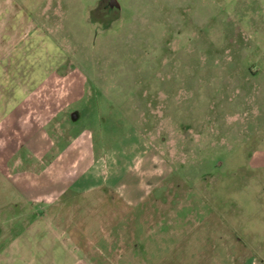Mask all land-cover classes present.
Segmentation results:
<instances>
[{"label":"rangeland","instance_id":"374dc122","mask_svg":"<svg viewBox=\"0 0 264 264\" xmlns=\"http://www.w3.org/2000/svg\"><path fill=\"white\" fill-rule=\"evenodd\" d=\"M110 1L0 0V264H264V0Z\"/></svg>","mask_w":264,"mask_h":264},{"label":"crops","instance_id":"0c3cea01","mask_svg":"<svg viewBox=\"0 0 264 264\" xmlns=\"http://www.w3.org/2000/svg\"><path fill=\"white\" fill-rule=\"evenodd\" d=\"M26 97H27V94L24 97H22V99H25ZM22 114L23 115L25 114V108H22ZM72 119H74V118H72ZM22 122L26 123L25 119H23V117H22ZM57 122H59V121H57ZM67 122L68 121L66 119L64 121V123L67 124ZM33 144H36V141H33L32 145ZM62 156L63 155H58V157L56 159V163L61 162ZM52 161H53V159H52ZM53 175L56 177L55 179H57L56 182H53V183L57 184L58 189L60 188V185L62 187L59 190H57L56 193H54V195H56V196L53 195V198L49 200L48 205L50 203V206H47V209L58 208V206H60L58 201H59V197L62 196L63 192H65L64 194H67L68 192H72V194L75 192H77L78 194L84 193L91 188V187H89L90 185L89 186L87 185V181H88V183L89 182L91 183L92 181H94L93 177L89 176L87 171H81V174H78L76 177L72 174L66 173L65 175L62 176V178L60 177L61 179H64L63 181H58V174L57 175L53 174ZM19 189L22 190V193H23L22 195L24 196V197L23 196L22 197L25 198L24 200L22 199V204H23L22 206L25 207L27 205H31L32 203L36 204V201L39 200L38 197H39V194H41V193H37V190H32L30 188H27V191H26V189L20 188V187H19ZM32 195L35 196L34 199L37 198L36 201H34V202H30L28 200L29 197ZM61 206H63V205H61Z\"/></svg>","mask_w":264,"mask_h":264},{"label":"water","instance_id":"95a60500","mask_svg":"<svg viewBox=\"0 0 264 264\" xmlns=\"http://www.w3.org/2000/svg\"><path fill=\"white\" fill-rule=\"evenodd\" d=\"M111 6H115L116 8H121V5L119 4L118 0H111L110 1Z\"/></svg>","mask_w":264,"mask_h":264},{"label":"flooded vegetation","instance_id":"af4514ba","mask_svg":"<svg viewBox=\"0 0 264 264\" xmlns=\"http://www.w3.org/2000/svg\"><path fill=\"white\" fill-rule=\"evenodd\" d=\"M109 8H112L111 4H109Z\"/></svg>","mask_w":264,"mask_h":264}]
</instances>
